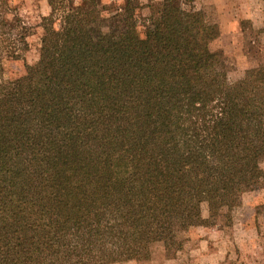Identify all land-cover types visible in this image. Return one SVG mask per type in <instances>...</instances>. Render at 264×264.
<instances>
[{"label": "trees", "instance_id": "obj_1", "mask_svg": "<svg viewBox=\"0 0 264 264\" xmlns=\"http://www.w3.org/2000/svg\"><path fill=\"white\" fill-rule=\"evenodd\" d=\"M75 1L48 0L38 61L0 84V264L170 257L203 202L232 210L264 178V72L229 80L218 24L163 0L141 36L140 0Z\"/></svg>", "mask_w": 264, "mask_h": 264}, {"label": "rangeland", "instance_id": "obj_2", "mask_svg": "<svg viewBox=\"0 0 264 264\" xmlns=\"http://www.w3.org/2000/svg\"><path fill=\"white\" fill-rule=\"evenodd\" d=\"M140 1L141 6L136 12V19L138 31L141 36H144L147 25L157 19L163 0ZM177 1L186 9L201 10L209 23L219 25L220 36L211 43V49L223 53L224 56L219 66L228 73L230 81L242 78L249 68H259L261 72H264V0ZM100 2L104 13L108 14L120 10L125 0H100ZM81 5V0H76L73 7H81ZM50 12L51 7L48 0H0V84L3 81L23 76L26 73V64H34L38 61L41 40L45 32L42 18L48 16ZM9 24L11 27L22 24L30 29L27 37V50L19 42L16 43L18 46L7 44L12 40L15 32L9 31ZM1 35L8 41L7 43L2 42ZM14 47H18L22 55L18 59L11 58L6 53ZM261 167L264 170V162ZM249 203L256 204L248 208ZM243 213L245 216L251 213V219L256 224L257 237H247L249 239L248 250L253 249L255 254L247 252L246 247L238 243L240 248L235 250L232 246L231 256L224 264H264V178L245 189L240 205L232 210L221 208L212 212L208 203L203 202L202 217L205 215L206 218L203 217L205 222L192 227L232 228L236 223V218L242 216ZM188 230L183 233L185 239L183 250L176 255L168 257L164 246L156 244L151 249L149 260L121 261L111 264H199L195 258L196 253L187 246ZM228 231L232 235L231 230L228 229ZM198 233L201 235V232ZM222 235L230 236L228 233ZM191 240L193 247L199 244L198 237L191 238ZM256 242L262 246V249L256 245Z\"/></svg>", "mask_w": 264, "mask_h": 264}, {"label": "crops", "instance_id": "obj_3", "mask_svg": "<svg viewBox=\"0 0 264 264\" xmlns=\"http://www.w3.org/2000/svg\"><path fill=\"white\" fill-rule=\"evenodd\" d=\"M249 204L250 206L248 205V208L251 206L253 207L256 203ZM243 209H245V206H243ZM203 217L206 218L205 215H203ZM251 218V213H248L246 216L245 213H243L242 216L236 218V223L233 224L232 228L215 227L210 229L206 226L192 227L187 233L189 238L187 246H189V248L196 253L195 258L199 264H224L231 256L233 248L235 250L236 248H240L238 243L243 244L246 247L247 252H254L253 249L252 251L248 250L249 239L247 237H257L256 224L253 223V219ZM228 229L231 230L232 235H230ZM198 232H201V235H198ZM226 233L230 236H221V234ZM194 237H198L199 244L193 247L191 245V238ZM256 245L262 249L260 244L257 243Z\"/></svg>", "mask_w": 264, "mask_h": 264}]
</instances>
